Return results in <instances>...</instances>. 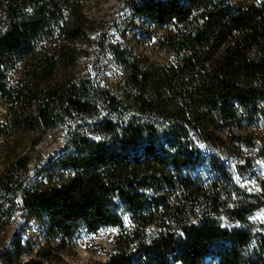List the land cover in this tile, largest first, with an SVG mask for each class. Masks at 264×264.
Returning a JSON list of instances; mask_svg holds the SVG:
<instances>
[{"label":"trees","instance_id":"1","mask_svg":"<svg viewBox=\"0 0 264 264\" xmlns=\"http://www.w3.org/2000/svg\"><path fill=\"white\" fill-rule=\"evenodd\" d=\"M89 1L0 0V264H67L107 229L89 264H264V0H123L141 52L95 40ZM16 214L36 243L5 244Z\"/></svg>","mask_w":264,"mask_h":264},{"label":"rangeland","instance_id":"2","mask_svg":"<svg viewBox=\"0 0 264 264\" xmlns=\"http://www.w3.org/2000/svg\"><path fill=\"white\" fill-rule=\"evenodd\" d=\"M123 0H90L85 13L92 20H96L104 25V32L102 34L92 35L95 40H101L105 45H117L121 42L123 38L130 40L133 43L135 51H143V45L141 43L133 42L136 39V31L129 30L126 27V23L129 20L130 14L127 12L122 4ZM109 49V47L107 48ZM96 50V49H95ZM91 48L90 53L87 58L83 57L79 61L78 70L83 73L87 69L91 68V65L97 66V61L100 59L96 58V51ZM106 60H109L107 56L101 60L104 61L103 69L101 72L102 84H113L117 77L116 70L111 66ZM7 112L5 105L0 103V122L6 116ZM22 144L28 145L27 136H21ZM5 141L0 139V175L4 172L7 167V162L10 159L6 157ZM62 144V138L58 133L48 132L43 136L42 141L34 147L35 159L40 157L42 159L46 158L51 153L59 149ZM19 151V150H18ZM8 156V155H7ZM32 164L29 165L28 169L32 171ZM260 172L264 174V161L258 164ZM19 230L23 232V239L31 237L36 243L38 241V236L41 233V227L35 222H24V219L19 215H15V219L11 229L8 231V237L5 239V244H8L15 234ZM110 231L101 230L96 235H82L74 243L75 250L72 257H66L65 261L67 264H89L94 262V260H104L106 255L109 253L111 248Z\"/></svg>","mask_w":264,"mask_h":264},{"label":"snow or ice","instance_id":"3","mask_svg":"<svg viewBox=\"0 0 264 264\" xmlns=\"http://www.w3.org/2000/svg\"><path fill=\"white\" fill-rule=\"evenodd\" d=\"M98 139V138H97Z\"/></svg>","mask_w":264,"mask_h":264}]
</instances>
